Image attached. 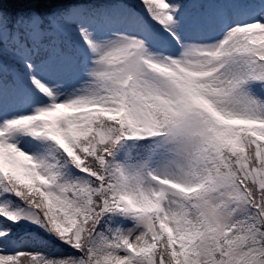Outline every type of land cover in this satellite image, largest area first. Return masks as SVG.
<instances>
[{
	"label": "snow or ice",
	"instance_id": "6c2138e0",
	"mask_svg": "<svg viewBox=\"0 0 264 264\" xmlns=\"http://www.w3.org/2000/svg\"><path fill=\"white\" fill-rule=\"evenodd\" d=\"M0 264H264V0H0Z\"/></svg>",
	"mask_w": 264,
	"mask_h": 264
}]
</instances>
